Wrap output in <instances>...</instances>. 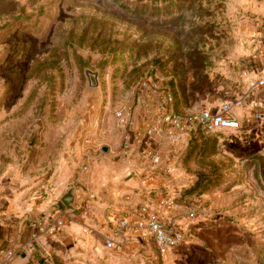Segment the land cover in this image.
I'll return each instance as SVG.
<instances>
[{
  "label": "rangeland",
  "instance_id": "obj_1",
  "mask_svg": "<svg viewBox=\"0 0 264 264\" xmlns=\"http://www.w3.org/2000/svg\"><path fill=\"white\" fill-rule=\"evenodd\" d=\"M240 5L248 0H0V194L64 210L59 200L74 188L64 229L88 213L99 218L74 223L72 238L64 234L42 261L264 264V125L185 134L179 144L163 133L133 150L164 111L229 101L224 83L246 43L239 27L251 19ZM145 151L160 157L156 179ZM135 155L142 182L154 186L117 196L140 204L95 206L96 194L109 197L128 180L117 163ZM142 206L180 229L183 242L162 250L145 229L117 232L124 211L144 221Z\"/></svg>",
  "mask_w": 264,
  "mask_h": 264
},
{
  "label": "crops",
  "instance_id": "obj_2",
  "mask_svg": "<svg viewBox=\"0 0 264 264\" xmlns=\"http://www.w3.org/2000/svg\"><path fill=\"white\" fill-rule=\"evenodd\" d=\"M238 13L248 14L251 19L247 27H239V33H242L241 36L246 43L240 44L232 56L233 66L232 72L229 74L230 82L227 79L224 83V87H226L225 93L229 101H225L224 104L229 102L233 113H235L234 110L239 113L235 117L240 123L247 122L249 126L261 127L264 125V108H254L253 103L260 101L264 104V87H254L252 89L251 84L257 82L260 72L264 70V0H248L247 7L240 5ZM216 110L210 109L212 112ZM120 162L117 163L118 168L125 166L130 172L127 176L128 180L118 189H111V196L109 197L103 192L96 194L93 200L95 206L99 202H108L113 207L117 206L121 209L124 207L129 208L128 210H134L136 204L134 205L133 203L140 204L137 202V198L129 200L132 202L128 203L124 199L118 198L117 195L127 190L130 191L133 187L139 189L154 186V180L152 179L145 183L142 182L141 174L137 169V166H139L137 165V155L134 157L130 156L126 161H123L126 163ZM118 168L114 174H119ZM53 210L63 211L59 207H53L52 204H29L20 195L8 194L6 196V194H0V264H4L1 252L11 250L17 245L30 244L32 238L37 235V232L31 227L32 223ZM69 216L67 217L69 218ZM84 216V220L80 217L77 219V223L73 221L71 227L67 226L56 237L40 236L36 248L52 251V254L56 253L59 243H63L61 238L64 234H67L66 240L72 238L70 232L77 230L74 227L75 224H81L82 222L99 223L97 216H92L90 213ZM34 257L36 258V254L24 252L19 257L13 258L10 264H25L28 260H35Z\"/></svg>",
  "mask_w": 264,
  "mask_h": 264
},
{
  "label": "built area",
  "instance_id": "obj_3",
  "mask_svg": "<svg viewBox=\"0 0 264 264\" xmlns=\"http://www.w3.org/2000/svg\"><path fill=\"white\" fill-rule=\"evenodd\" d=\"M252 89L254 87H264V70L259 74V78L255 84H251ZM253 107L257 109L264 108V104L260 101L253 103ZM166 110V109H165ZM258 116V115H257ZM241 127V123L234 116L233 110L229 104H223L218 110L212 112L210 110H203L194 114H177L173 110H167L157 115L151 123L144 128L143 134L140 138L134 141L133 150L139 151L142 147H148L150 141L154 136H160L163 133H167V139L170 143L179 144L185 138L186 135L192 133L200 134L205 138L210 133L219 132L222 130L232 129L236 130ZM129 140L124 143V149H130ZM142 159H145L146 156L151 166V177H155L156 172L162 168L160 157L153 154L142 152ZM166 173H169L166 171ZM162 204L172 207V201L170 202H161ZM143 217V222L133 221L130 222L129 212L124 211L117 223L116 231L121 230H131L137 232L138 230H146L149 235L153 238L155 244L162 250L176 248L183 242V234L180 229H178L171 222H164L156 211L148 209L145 206L140 208L139 212ZM70 215L65 210H53L47 215H42L41 218L36 219L32 223V228H34L37 235L34 236L31 240V243L28 245H17L11 250H6L1 252L4 258V264H10L13 258L19 257L24 252L36 254V258L43 259V253L46 251L42 248H36V245L39 243L40 236L46 237H56L63 230L66 224V217ZM108 248H111L113 242L108 240L106 243Z\"/></svg>",
  "mask_w": 264,
  "mask_h": 264
},
{
  "label": "water",
  "instance_id": "obj_4",
  "mask_svg": "<svg viewBox=\"0 0 264 264\" xmlns=\"http://www.w3.org/2000/svg\"><path fill=\"white\" fill-rule=\"evenodd\" d=\"M101 151L103 153L108 152V148L101 147ZM60 203L64 207V210L71 214L74 211L73 203H74V188H70L61 198Z\"/></svg>",
  "mask_w": 264,
  "mask_h": 264
},
{
  "label": "trees",
  "instance_id": "obj_5",
  "mask_svg": "<svg viewBox=\"0 0 264 264\" xmlns=\"http://www.w3.org/2000/svg\"><path fill=\"white\" fill-rule=\"evenodd\" d=\"M193 134H195L196 136L198 135L199 137L203 138L200 134H197V133H193ZM204 140H205V139H204ZM32 262H33V261H32ZM26 264H30V262H28V263H26ZM38 264H46V263H45V261H42V259H41V260H39Z\"/></svg>",
  "mask_w": 264,
  "mask_h": 264
}]
</instances>
